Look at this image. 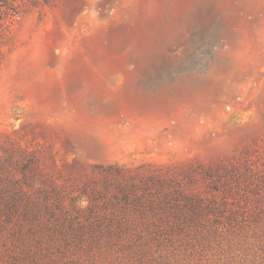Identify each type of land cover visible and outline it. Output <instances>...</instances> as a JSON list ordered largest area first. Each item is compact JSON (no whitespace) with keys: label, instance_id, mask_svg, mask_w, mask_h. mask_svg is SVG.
<instances>
[{"label":"rangeland","instance_id":"obj_1","mask_svg":"<svg viewBox=\"0 0 264 264\" xmlns=\"http://www.w3.org/2000/svg\"><path fill=\"white\" fill-rule=\"evenodd\" d=\"M16 5L0 264H264V0Z\"/></svg>","mask_w":264,"mask_h":264},{"label":"trees","instance_id":"obj_2","mask_svg":"<svg viewBox=\"0 0 264 264\" xmlns=\"http://www.w3.org/2000/svg\"><path fill=\"white\" fill-rule=\"evenodd\" d=\"M16 1L17 0H0V26L1 27L4 24L6 19L14 16L17 13Z\"/></svg>","mask_w":264,"mask_h":264}]
</instances>
